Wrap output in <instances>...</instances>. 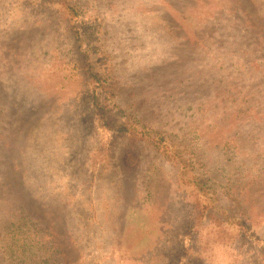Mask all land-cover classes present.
Instances as JSON below:
<instances>
[{"label":"rangeland","instance_id":"374dc122","mask_svg":"<svg viewBox=\"0 0 264 264\" xmlns=\"http://www.w3.org/2000/svg\"><path fill=\"white\" fill-rule=\"evenodd\" d=\"M99 2L158 147L197 161L233 222L172 159L98 114L82 130V17L0 0V264H264V0Z\"/></svg>","mask_w":264,"mask_h":264},{"label":"trees","instance_id":"16d2710c","mask_svg":"<svg viewBox=\"0 0 264 264\" xmlns=\"http://www.w3.org/2000/svg\"><path fill=\"white\" fill-rule=\"evenodd\" d=\"M55 1L66 4L63 9L74 24H76L74 18H83L79 25L76 24V28L73 27L74 42L77 47L75 58L79 63L77 71H80L84 84L77 103L84 116L82 130H88L91 119L98 114L105 125H109L113 130L127 132L136 144L150 150L155 157L166 161L172 159L181 169L179 173L181 184L197 191L198 207L206 212L209 211L207 208L210 206L212 212L231 224L234 215L231 213V208L223 201L222 192L217 190L203 172L188 174L190 165L191 170L196 169L194 164L197 161L180 154L179 151L168 153L158 147L155 136L158 135L160 141V134L155 131V125L148 116L151 102L145 94L146 91H136L132 83L125 81L122 75L115 72L117 54L110 49L112 41L106 34L109 27L104 23L105 17L102 15L99 2L101 0ZM45 81L48 89V80ZM150 130H153L155 135ZM196 165L200 167L199 164ZM11 174H16L15 168ZM14 180L16 183V178ZM86 232L90 231L86 229ZM87 233L84 234L85 237ZM29 264H35L32 258Z\"/></svg>","mask_w":264,"mask_h":264}]
</instances>
